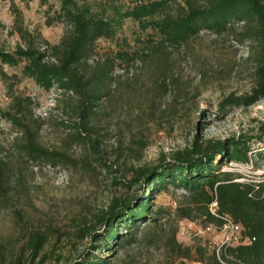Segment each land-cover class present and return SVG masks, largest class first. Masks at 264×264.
Wrapping results in <instances>:
<instances>
[{
    "label": "rangeland",
    "instance_id": "rangeland-1",
    "mask_svg": "<svg viewBox=\"0 0 264 264\" xmlns=\"http://www.w3.org/2000/svg\"><path fill=\"white\" fill-rule=\"evenodd\" d=\"M14 1L23 10L31 44L48 50L45 60L54 61L51 46L72 29L61 20V0ZM84 1L95 8L105 2L80 0ZM11 3L0 0V46L14 51L26 42L13 28ZM243 24L234 21L223 31L205 28L187 42L172 45L160 54L167 56L164 73L155 57H136L129 70L118 65L116 74L122 77L107 82L108 93L91 114L87 130L80 126L85 119L67 107L77 103L78 95L57 85L44 89L25 74V60L17 66L0 63V146L10 168L6 171L8 204H0V241L17 248L31 231H44L48 241L41 252L42 264H79L84 253L88 256L92 251L90 237L81 239L78 228L89 223L94 232L105 233L108 226L99 224L95 214L107 209L113 197L144 194L148 185L138 177L139 170L173 158L191 147L197 136L202 143L233 136L251 140V162L225 163L222 170L239 173L243 181L264 180V157L259 155L264 139H256L264 118V97L249 106L222 105L227 96H245L257 86V51L249 41L239 40ZM139 35L137 23L127 19L116 38L97 40L84 60L87 63L80 66L86 74L95 73L119 46L137 49L147 43L146 35ZM18 97L25 100L22 108L30 106L25 109L28 123L39 144L63 151L73 161L54 166L45 158L28 156L25 135L1 114L3 109L16 107ZM76 129L83 138L70 137ZM152 195L162 226L149 219V226L141 223L138 229L122 224L120 232L137 237L119 247L117 256L110 254L113 264H178L170 239L174 232L186 247L202 245L211 251L218 243V232L190 233L194 225H204L206 220L191 190L169 185ZM184 224L187 231L182 233Z\"/></svg>",
    "mask_w": 264,
    "mask_h": 264
},
{
    "label": "trees",
    "instance_id": "trees-1",
    "mask_svg": "<svg viewBox=\"0 0 264 264\" xmlns=\"http://www.w3.org/2000/svg\"><path fill=\"white\" fill-rule=\"evenodd\" d=\"M11 8L14 13L13 28L26 45H20L14 51L0 46V63L17 66L25 60V74L44 89L50 90L57 85L63 91L78 95L77 103L67 107L78 111L85 119L80 125L85 130L89 128L91 114L108 93L107 82L111 84L122 77L116 74L118 65L123 70H129L130 63L136 57H155L160 59L161 73H164L167 65L163 63L167 56L160 54L167 53L172 45L187 42L205 28L226 30L234 21L244 22L239 31V40L249 41L257 51V86L253 93L245 96H227L222 105L249 106L264 97V0H132L130 3L105 0L98 8L87 1L61 0V20H66L72 29L59 44L51 46L55 52L54 61L45 60L48 50H40L31 44V33L25 27L23 10L14 0ZM127 19L137 23L139 37H142L141 33L145 34L147 43L137 49L119 46L112 57L99 65L95 73L86 74L80 64L87 63L84 60L95 42L100 38H116ZM138 39L140 41L142 38ZM123 40L127 41L126 38ZM164 84H167L166 77ZM24 101V98L18 97L16 107L3 109L1 114L25 135L24 147L28 156L45 158L54 166L73 161L65 152L50 150L39 144L34 128L28 123L30 120L25 109L30 106L21 107L25 105ZM55 105L57 107V103ZM82 136L78 129L70 133L74 140ZM256 139H264V118L258 127ZM253 149L252 141L244 137L233 136L202 143L197 136L191 147L178 152L173 158L153 168L140 169L138 177L143 178L148 185L144 194L136 198L113 197L107 209L95 214L99 224L108 226L105 233L94 232L89 223L78 228L81 239L90 237L92 251L88 256L84 253L79 264H113L108 258L110 254L117 256L119 247L132 243L137 237L136 234L129 236V232H120L122 224L138 229L141 223L149 226V219L155 225L162 226L161 212L154 210L151 201L154 197L152 192L169 185L184 187L193 192L195 202L201 205L199 208L206 214L205 224L219 221L209 212V204L217 198L219 211L230 214L239 222L245 235L255 237L249 244L230 247L226 252L229 256L223 255L225 260L230 264H264V180L243 181L239 173L222 170L225 163H250ZM259 155L264 157V148L259 150ZM104 163L106 167L111 166L106 160ZM9 170L8 160L2 155L0 146L1 205L8 204L6 171ZM183 214L188 215V212ZM170 239L172 254L179 259L178 264H223L213 248L209 251L202 245L196 249L183 246L178 242L176 232ZM47 241V233L39 230L31 231L26 241L17 248L0 241V264H42L41 252ZM104 251L107 253L102 254Z\"/></svg>",
    "mask_w": 264,
    "mask_h": 264
},
{
    "label": "built area",
    "instance_id": "built-area-1",
    "mask_svg": "<svg viewBox=\"0 0 264 264\" xmlns=\"http://www.w3.org/2000/svg\"><path fill=\"white\" fill-rule=\"evenodd\" d=\"M209 212L214 215L219 221L218 223H207L204 225H194V228L191 234L201 235L211 232L219 233V241L213 247L216 251V254L220 261L223 264H230L227 260L223 258V255L229 256L226 252L229 251L230 247L241 245V244H249L254 239L248 235H245L243 232L242 225L237 222L230 214L221 213L219 211V203L217 198L213 199V201L209 204ZM193 225V224H192ZM192 225H189L191 228ZM180 231L185 233L187 231V226L184 224ZM189 264H201L200 262H191Z\"/></svg>",
    "mask_w": 264,
    "mask_h": 264
},
{
    "label": "water",
    "instance_id": "water-1",
    "mask_svg": "<svg viewBox=\"0 0 264 264\" xmlns=\"http://www.w3.org/2000/svg\"><path fill=\"white\" fill-rule=\"evenodd\" d=\"M140 199H141V198H140ZM140 199H139V200H140Z\"/></svg>",
    "mask_w": 264,
    "mask_h": 264
}]
</instances>
